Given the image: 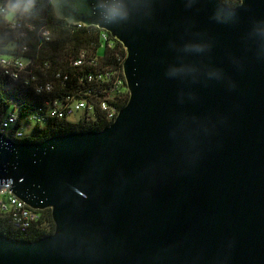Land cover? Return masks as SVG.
Here are the masks:
<instances>
[{
    "label": "water",
    "instance_id": "95a60500",
    "mask_svg": "<svg viewBox=\"0 0 264 264\" xmlns=\"http://www.w3.org/2000/svg\"><path fill=\"white\" fill-rule=\"evenodd\" d=\"M50 1L123 45L129 100L101 130L0 134V186L55 225L0 233V264H264V0Z\"/></svg>",
    "mask_w": 264,
    "mask_h": 264
},
{
    "label": "trees",
    "instance_id": "16d2710c",
    "mask_svg": "<svg viewBox=\"0 0 264 264\" xmlns=\"http://www.w3.org/2000/svg\"><path fill=\"white\" fill-rule=\"evenodd\" d=\"M223 1L230 6L241 2ZM101 38V31L96 27H78L56 17L50 0H33L28 15L0 19V59L21 60L27 64L17 80L0 67V118L15 114L17 121L12 130L23 129V140H43L57 134L101 130L108 126L102 103L120 110L129 100L125 84L122 89L114 90L110 82L113 75L123 77L126 50L112 36L107 41ZM102 47L105 49L103 57L99 55ZM78 60L83 64L75 66ZM99 75L103 76L102 80H97ZM47 83L52 90L37 93V86ZM56 100L68 105L85 101L92 108V121L74 124L68 118L48 117L50 104ZM34 116L42 122L34 121ZM38 213L40 220L30 230L28 239L31 240L54 232L51 210ZM0 233L22 238L7 219L0 218Z\"/></svg>",
    "mask_w": 264,
    "mask_h": 264
},
{
    "label": "built area",
    "instance_id": "2783aa9c",
    "mask_svg": "<svg viewBox=\"0 0 264 264\" xmlns=\"http://www.w3.org/2000/svg\"><path fill=\"white\" fill-rule=\"evenodd\" d=\"M73 25H77L78 27H89L84 26L83 24ZM15 26L16 25H13V27ZM99 30L102 34L101 39L107 41L109 39V36L111 35L107 31L101 29ZM82 64V60H78L74 63L75 66H80ZM26 65L27 64L21 60H7L4 58L0 59V67L5 69V74L15 80L20 78V73L24 71ZM122 75L123 77H115L114 75L112 76L110 82L112 83L114 90H119L120 88L122 89L123 85H126V80L123 71ZM102 79V75L97 76V80ZM92 80L93 77H90V81ZM51 90L52 86L50 83H47L44 86H37L36 89L37 93H43L44 91L49 92ZM91 110L92 108L88 107V104L85 101H77L68 105L66 103H62L56 100L51 102L47 116L50 118H68L72 123L77 124L81 121H92ZM102 110L107 114L109 125L115 121L119 113V109L114 108L113 106H110L107 103H102ZM32 118L37 123L42 122L41 118H39L38 116H34ZM16 121L17 117L13 113L8 116H5V118H0V134H4L14 141H22L25 138V133L23 129L18 128L12 130V125L16 123ZM10 190L11 187L9 185L0 186V218L7 219L10 225L13 226L14 229L20 233L22 238L28 239V237L31 236L30 230L32 226L40 220V214L38 213V211L29 208L23 201H21L14 194H12Z\"/></svg>",
    "mask_w": 264,
    "mask_h": 264
},
{
    "label": "clouds",
    "instance_id": "9594fccd",
    "mask_svg": "<svg viewBox=\"0 0 264 264\" xmlns=\"http://www.w3.org/2000/svg\"><path fill=\"white\" fill-rule=\"evenodd\" d=\"M33 8V0H0V19L12 20L17 16L28 15ZM106 14L112 18L117 17L119 9L108 7Z\"/></svg>",
    "mask_w": 264,
    "mask_h": 264
},
{
    "label": "rangeland",
    "instance_id": "374dc122",
    "mask_svg": "<svg viewBox=\"0 0 264 264\" xmlns=\"http://www.w3.org/2000/svg\"><path fill=\"white\" fill-rule=\"evenodd\" d=\"M99 55L101 56V57H103L104 55H105V49H104V47H102V48H100V50H99ZM32 127H30L29 129H27V134H31V131H32V129H31Z\"/></svg>",
    "mask_w": 264,
    "mask_h": 264
}]
</instances>
